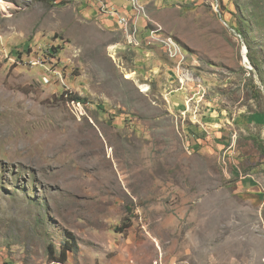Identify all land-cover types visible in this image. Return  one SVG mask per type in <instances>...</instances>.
I'll return each mask as SVG.
<instances>
[{"label": "rangeland", "instance_id": "rangeland-1", "mask_svg": "<svg viewBox=\"0 0 264 264\" xmlns=\"http://www.w3.org/2000/svg\"><path fill=\"white\" fill-rule=\"evenodd\" d=\"M143 2L179 61L108 0H0V264H264V0Z\"/></svg>", "mask_w": 264, "mask_h": 264}, {"label": "bare ground", "instance_id": "bare-ground-1", "mask_svg": "<svg viewBox=\"0 0 264 264\" xmlns=\"http://www.w3.org/2000/svg\"><path fill=\"white\" fill-rule=\"evenodd\" d=\"M126 1L131 4L132 12L129 15H124L118 9L104 4H103V13L107 16H111L110 18L112 19H116V23L120 25L121 30L125 32L126 35L125 38L129 40L131 44L138 41L139 39L141 40V34H140L141 23L142 21L148 22L149 24L152 25L149 34H156V37L149 35L147 42L150 45H158V44L162 45L165 48L166 52L171 51V58H177V60L179 61L180 60L179 51H182L181 47L179 45H174V43L170 42L169 39L167 38H162V37H168V38H172L174 42L176 41L172 36L164 33L162 31L160 24H158L156 21L153 20L152 16H150L151 13L147 11L146 9L147 6L143 2V0H126ZM246 65L249 64L246 62ZM0 133H2L1 137L3 138H7L10 136L9 128L2 124H0ZM37 134L41 135V132L38 131ZM48 138L53 141V136H48ZM57 148L58 147L52 145L51 149L45 146L43 150L40 149L38 150L35 147H28L21 150L15 149L13 152L10 153V159L12 162L18 163L25 168L36 169L44 166H49L48 160L44 156L47 150L55 151ZM15 154H18L19 156L17 155L15 157ZM224 160L226 162V157ZM224 165L226 164L224 163Z\"/></svg>", "mask_w": 264, "mask_h": 264}, {"label": "crops", "instance_id": "crops-1", "mask_svg": "<svg viewBox=\"0 0 264 264\" xmlns=\"http://www.w3.org/2000/svg\"><path fill=\"white\" fill-rule=\"evenodd\" d=\"M108 2L112 5V7L118 8L122 12V14H124V15H129L131 13V7L128 5V2L126 0H108ZM96 12H97V10H96ZM96 15L99 18H101V16H100L101 14H99L98 12L96 13ZM102 19L104 21L110 23V24H113L112 26H117L114 23L115 22L114 19H112V18L111 19L102 18ZM198 88L201 89L200 87H198ZM180 90H182V89H180ZM200 91L201 90H199V92ZM194 112H196V111H194ZM215 113L211 114L213 119L216 118V117H214ZM198 117H201V115L200 116L196 115L195 121H193V124L195 125V127L198 126L196 128L200 130L199 137H204L206 139H210V138H213V136L221 134V132L218 133V131H220V129H222V127H221L219 122H216V121L214 122L211 119V120L206 121V122L203 123L200 120H198ZM250 121H253V120H250ZM199 143H201V141Z\"/></svg>", "mask_w": 264, "mask_h": 264}, {"label": "trees", "instance_id": "trees-1", "mask_svg": "<svg viewBox=\"0 0 264 264\" xmlns=\"http://www.w3.org/2000/svg\"><path fill=\"white\" fill-rule=\"evenodd\" d=\"M238 11L240 13L244 12L242 8L240 9V7H239ZM238 31L243 36V38H245V41H246L247 46H248V48L250 50V53H252L253 46H252V42L250 41V33L247 30H243L242 28H239ZM16 50L17 51L15 52V56L18 59H21L25 54H29L31 52L30 47H24V46H19V47L16 48ZM60 50H62V48L59 47L57 52H59ZM249 57H250L251 63L255 66V68L256 67L258 68L257 64L254 62V57L251 54H249ZM68 101L71 102V103H77V104L78 103H81V104H86L87 103L86 99H83V98H81L79 96H70ZM248 122H250V120H248ZM255 141H256V139H255ZM128 222H130V221H127V220L124 221L123 228L128 229L130 227L131 224L128 223ZM72 248H74L73 245L66 244L65 248H63V251L61 253L60 258L59 257H55L54 253H52L51 256H50L52 262H54L55 260L67 261L66 254H67L68 251L72 250Z\"/></svg>", "mask_w": 264, "mask_h": 264}, {"label": "built area", "instance_id": "built-area-1", "mask_svg": "<svg viewBox=\"0 0 264 264\" xmlns=\"http://www.w3.org/2000/svg\"><path fill=\"white\" fill-rule=\"evenodd\" d=\"M218 6H219V1H218ZM101 9H102V13H103V4L101 6ZM118 26H120V25H118ZM141 29L145 30V35H152V36L156 37V34H148V26L147 25H141ZM162 38H167V39H169L170 42H173L174 45H179V44L175 43L172 38H168V37H162ZM180 47L182 49V46H180ZM167 53H168L169 57L171 58V51H167ZM171 59L173 61L177 60V58H171ZM44 81H45L46 84L50 83V79L47 77V75L44 77ZM183 87H184V85H183Z\"/></svg>", "mask_w": 264, "mask_h": 264}, {"label": "water", "instance_id": "water-1", "mask_svg": "<svg viewBox=\"0 0 264 264\" xmlns=\"http://www.w3.org/2000/svg\"><path fill=\"white\" fill-rule=\"evenodd\" d=\"M245 62H247L248 64H250V62H249V61H247V60H246Z\"/></svg>", "mask_w": 264, "mask_h": 264}]
</instances>
